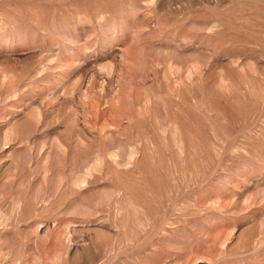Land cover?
Instances as JSON below:
<instances>
[{"label":"rangeland","instance_id":"374dc122","mask_svg":"<svg viewBox=\"0 0 264 264\" xmlns=\"http://www.w3.org/2000/svg\"><path fill=\"white\" fill-rule=\"evenodd\" d=\"M0 264H264V0H0Z\"/></svg>","mask_w":264,"mask_h":264}]
</instances>
